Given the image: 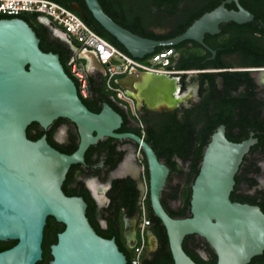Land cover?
I'll return each mask as SVG.
<instances>
[{
  "label": "water",
  "instance_id": "water-1",
  "mask_svg": "<svg viewBox=\"0 0 264 264\" xmlns=\"http://www.w3.org/2000/svg\"><path fill=\"white\" fill-rule=\"evenodd\" d=\"M84 1L94 19L136 59L153 53L158 46L184 40L196 41L214 53L203 41L205 33H217L221 23L241 24L254 17L238 0H223L180 34L156 40L115 22L98 0ZM230 2L235 3L236 9L225 6ZM45 24L53 35L72 45L68 35L46 17ZM80 53L88 73L99 67L105 74L108 64L103 65L94 51L83 48ZM154 75L132 68L116 84L129 97L132 96L128 90L136 81L138 88L147 92L163 89ZM59 117L69 119L77 127L79 143L70 154L52 147L45 134L36 140L26 136L30 123L37 122L46 129ZM121 123V115L106 102L99 112L85 106L58 54L40 49L39 38L25 20L0 18V241L16 240L13 246L0 251V264H35L41 260L48 216L64 225L56 242L50 245L49 264H126L115 239L98 235L89 223L84 199L68 196L62 190L69 167L84 163L86 149L105 137L131 140L142 150L149 178L147 187L141 180L137 206L148 190L150 206L165 227L174 264H197L182 247L184 237L190 234L207 241L217 256L216 264H247L262 253L264 212L256 205L230 199L234 173L253 140L229 141L224 125H219L204 148L199 171L191 184L190 216L174 218L160 200L168 167L143 137L117 132ZM142 168L139 164V178ZM112 177H119L117 168ZM108 187L110 183L92 186L90 190L100 199Z\"/></svg>",
  "mask_w": 264,
  "mask_h": 264
},
{
  "label": "trees",
  "instance_id": "trees-1",
  "mask_svg": "<svg viewBox=\"0 0 264 264\" xmlns=\"http://www.w3.org/2000/svg\"><path fill=\"white\" fill-rule=\"evenodd\" d=\"M61 5L71 9L78 14L82 20L98 35L113 44L120 51L125 54L129 53L116 40L114 36L108 33L91 15L85 5H83L87 12L89 19H86L80 13L71 8V6L62 1L54 0ZM103 10L118 24L127 28L131 32L143 37L161 40L165 38L174 37L183 32L193 20L198 18L201 14L209 11L219 5L223 0H149L151 5L162 12V19L158 22L163 27H170L172 32L165 36H157L144 28L134 27L130 20L126 17L123 10L116 9L112 12L110 7H115L114 0H98ZM107 1V2H106ZM239 3L253 14V20L244 24H237L229 22L221 24L222 32H228V37L221 35L222 39L219 43H212L205 39V43L211 48L217 49L218 53L215 60H209L204 63L201 61L210 55L201 44L194 43L196 46L197 62L194 63L196 69L208 67L213 71H225V67L231 65L224 61L222 56L236 55L242 65L263 67L264 66V0H239ZM228 9H236L235 4L226 3ZM24 19L29 26L34 30L36 36L39 38V47L44 52H53L58 54L59 60L65 72L74 80H76L70 72V65L78 52L83 47L78 41L68 35L62 28L54 24L61 31L66 33L71 40L72 45L65 40L54 36L51 29L38 22V15L31 12H25L18 16ZM0 18H12L11 16L0 15ZM220 47V49H218ZM164 49L178 50L182 58L178 65H174L175 57H170L167 68L171 70H187L191 67L190 56L193 53L189 48L180 49L176 45H163L155 48L154 52L146 55L139 60H146L151 55L162 51ZM82 62L84 60L79 58ZM224 69V70H222ZM225 72H223L224 74ZM207 78L210 84L218 89V84L213 77ZM113 85H117L115 80ZM225 86V84H224ZM89 89L90 93L87 98L80 95L85 106L93 111L99 112L102 104L106 102L122 117V123L117 129V132H133L141 137L153 148L158 159L162 161L169 169V174L165 185L161 192V204L166 212L174 218H183L190 216V197L191 186L196 177L200 162L203 156L205 146L209 141L210 134L216 129L219 124L225 123L221 118L225 112V105L222 99L204 100L201 113L207 117L205 119L204 127L200 128V132L195 130L194 122L188 118L185 124H179L177 119L172 116L163 121L160 125H150L145 120L144 127H139L136 117L132 112L128 102L118 98L116 93L107 89L105 85V78L97 79L89 75ZM214 106V110L209 114L206 109L210 104ZM205 107V109H204ZM67 127L65 138L62 142L54 138L55 132L61 124ZM261 130L264 133V120L261 121ZM203 137H197V134ZM42 134L46 135L48 143L59 150L60 152L70 154L78 146L79 134L76 125L67 118L59 117L55 119L52 124L44 129L37 122L30 123L26 128V136L30 140L38 139ZM129 142L140 153V163L143 167V178L148 185V170L146 159L138 145L128 139H116L112 137H105L98 140L96 143L90 145L84 153V163L72 164L66 174L65 180L62 184L63 192L68 196H81L86 202V216L89 223L94 228L96 233L104 238H114L115 242L121 252L126 257V264H130V257L133 249L127 244L126 238L123 235V218L128 217L137 208L138 190L136 189L134 180L130 177L110 178V173L118 163L121 161L125 151L121 148V144ZM239 142V141H236ZM256 145H264V140L259 141ZM100 163L102 165H100ZM90 175L98 176L102 181L110 183V187L106 192L109 199L107 205L99 207L96 201L91 196L90 191L86 187L83 178ZM178 179V181H175ZM235 192V191H233ZM232 201L242 202L241 199H234ZM143 205L146 210V216L149 219L150 225L157 227V246L155 253L146 256L147 245L142 257V264H174L170 252L168 238L165 227L160 219L154 214L149 200L148 190L143 199ZM141 209V205L139 206ZM141 220V219H140ZM64 225L52 216L46 218V223L43 229L42 239V258L35 264H49L52 259L50 254V245L56 242L57 233L62 231ZM16 243V240L0 241V251L10 248ZM183 250L188 254L197 264H216L217 256L214 250L209 246L205 239L198 237L196 234L186 235L182 242ZM201 252L204 253L202 256ZM152 256V257H150ZM247 264H264V250L262 253L253 256Z\"/></svg>",
  "mask_w": 264,
  "mask_h": 264
},
{
  "label": "flooded vegetation",
  "instance_id": "flooded-vegetation-1",
  "mask_svg": "<svg viewBox=\"0 0 264 264\" xmlns=\"http://www.w3.org/2000/svg\"><path fill=\"white\" fill-rule=\"evenodd\" d=\"M62 1L68 3L72 9L80 13L86 19H89V16L83 7V5H85L87 8L84 0ZM103 1L105 2V0ZM114 4V8L109 4H107V7L109 6L112 12H116V9L123 10V12L126 13V17L132 24H134V27L144 28L157 36H165L172 32L170 27L165 28L158 23L162 19V12L151 5L149 0H114ZM37 21L46 25L45 17H37ZM227 23L229 22H225L226 25H228ZM220 25L217 33L204 34V43L206 38H208L210 42L216 44L222 41L220 38L222 34L225 35V38L228 37L229 31L222 32ZM170 38L161 40H167ZM194 43L197 42L193 40H184L176 44L177 48L179 47L182 49L185 46L193 51L190 56L191 67L189 69L168 72L171 69L164 66L162 67L161 72L147 71L156 74L153 78L157 81L158 85L164 86L162 87L163 89L158 88L152 92H147L144 88L142 90L138 88L136 81L132 88L128 90L129 94L132 96L131 99L133 100L135 109L134 115L138 126L144 127V120L150 125L158 126L169 117L174 116L179 124H185L189 118L190 121L194 122L195 130L200 132V128L204 127V122L207 117V113L206 116L201 113L204 100L207 98L212 99L214 96L216 99L221 98L222 101L225 102V112L221 117L225 123L219 125H224L226 139L232 142H241L245 140L254 141L240 158L237 170L233 176L234 182L230 197L241 199L244 203L256 205L264 212V145H256L259 141L264 140V133L261 130V121L264 120V66L253 67L242 65L241 63H238L239 60L236 55L225 54L222 58H224L225 62L230 63L231 65L224 68V74L221 71H213L208 67L196 69L193 66L194 63L197 62V55L195 53L196 46ZM205 44L207 45V43ZM208 47L211 48L210 46ZM211 49L214 53L206 49L210 52V55L205 57L201 61L202 63L216 59L218 50L214 48ZM218 49H220V47H218ZM171 56L175 57L173 64L178 65L182 58L181 53L176 49L170 57ZM156 66L160 67V65ZM131 70L132 69H129L126 73ZM207 74L209 77H213L218 84L217 90H215L210 84ZM89 75H92L97 79L104 77V73L99 67H96L91 74L89 73ZM123 75L118 76L115 79V82ZM206 109L210 114L215 108L211 103ZM216 129L210 134L209 140ZM66 130V125L62 123L56 130L54 138L57 141L62 142L65 138ZM197 137L203 136L199 133L197 134ZM121 148L125 151L121 159L122 163H120V161V165L118 163L119 166L117 165L115 169L111 171L110 178H114L112 175L116 168L119 177L115 178L133 176L134 179L130 178L134 180L139 194V186H141V180H143V178L142 174L141 178H139V164L135 159L134 146L131 143L126 142L121 144ZM100 165L102 164L100 163ZM83 180L97 205L100 208L107 205L109 199L106 192L109 187L104 189L100 199H97L90 190V187L92 186L101 187L107 182L102 181L96 175L86 176ZM175 181H178V179H175ZM192 183H190V186ZM140 219L141 214L138 206L128 217L123 218V235L129 246L134 245L136 242L141 221ZM156 233V225L147 226L146 256L155 253L158 249ZM201 254L204 256L203 252H201Z\"/></svg>",
  "mask_w": 264,
  "mask_h": 264
},
{
  "label": "built area",
  "instance_id": "built-area-1",
  "mask_svg": "<svg viewBox=\"0 0 264 264\" xmlns=\"http://www.w3.org/2000/svg\"><path fill=\"white\" fill-rule=\"evenodd\" d=\"M25 12L48 18L68 35L74 37L83 48L94 51L103 65L108 64L105 66L104 74L107 89L114 91L118 98L128 102L134 114L133 100L127 96L120 86L113 85L112 81L132 68L161 72L162 67L169 64V57L173 53L172 49H164L151 55L146 60H139L120 51L92 30L78 14L54 0H0V15L14 17ZM156 65H160V67ZM70 72L76 80L78 95L87 98L90 93L89 73L85 63L79 59L78 55L71 62ZM168 72L176 71L170 70ZM144 196L140 204L141 221L136 242L132 247L130 264H142L141 261L146 247V228L150 225V222L143 205Z\"/></svg>",
  "mask_w": 264,
  "mask_h": 264
},
{
  "label": "rangeland",
  "instance_id": "rangeland-1",
  "mask_svg": "<svg viewBox=\"0 0 264 264\" xmlns=\"http://www.w3.org/2000/svg\"><path fill=\"white\" fill-rule=\"evenodd\" d=\"M113 45V44H112ZM135 149V148H134ZM135 159L137 160V163L138 164H141L140 163V153L138 152V149H135ZM141 174H142V178H143V168H142V171H141ZM143 180H144V178H143ZM144 183H145V185H146V187H147V184H146V181L144 180Z\"/></svg>",
  "mask_w": 264,
  "mask_h": 264
},
{
  "label": "crops",
  "instance_id": "crops-1",
  "mask_svg": "<svg viewBox=\"0 0 264 264\" xmlns=\"http://www.w3.org/2000/svg\"><path fill=\"white\" fill-rule=\"evenodd\" d=\"M78 56H79V58H81V53H80V51L78 52ZM84 63H85V61H84ZM97 188H98V186H96ZM132 238V237H131ZM134 244V243H133Z\"/></svg>",
  "mask_w": 264,
  "mask_h": 264
}]
</instances>
